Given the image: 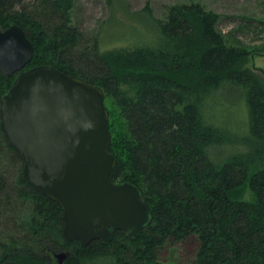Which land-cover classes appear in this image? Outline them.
<instances>
[{
  "label": "trees",
  "instance_id": "obj_1",
  "mask_svg": "<svg viewBox=\"0 0 264 264\" xmlns=\"http://www.w3.org/2000/svg\"><path fill=\"white\" fill-rule=\"evenodd\" d=\"M74 3L1 0L0 30L16 23L32 41L24 69L53 65L101 89L116 159L110 178L140 189L151 220L136 235L67 241L62 208L27 182L0 126V264H51L63 250L65 264H158L165 244L189 236L199 241L193 264H264V83L239 69L246 49L226 42L216 14L189 3L170 6L163 21L132 13L152 21L150 42L101 52L96 36L71 23ZM17 75L0 72V96ZM224 86L246 101L245 150H223L214 105Z\"/></svg>",
  "mask_w": 264,
  "mask_h": 264
},
{
  "label": "water",
  "instance_id": "obj_2",
  "mask_svg": "<svg viewBox=\"0 0 264 264\" xmlns=\"http://www.w3.org/2000/svg\"><path fill=\"white\" fill-rule=\"evenodd\" d=\"M33 51L20 25L0 30V72L18 74L0 96V126L21 156L24 178L62 208L67 241L85 247L113 231L136 235L151 215L136 185L110 178L116 159L103 92L53 65L24 69ZM68 255L55 253L56 264Z\"/></svg>",
  "mask_w": 264,
  "mask_h": 264
},
{
  "label": "rangeland",
  "instance_id": "obj_3",
  "mask_svg": "<svg viewBox=\"0 0 264 264\" xmlns=\"http://www.w3.org/2000/svg\"><path fill=\"white\" fill-rule=\"evenodd\" d=\"M189 3H200L206 11L217 15V29L224 34L226 42L248 52L239 69L251 71L264 83V0H75L70 19L87 40L96 36L101 52L125 50L129 53L150 42L152 36V21L132 13L146 12L163 21L170 6ZM216 100L215 123L225 128L228 141L223 150L247 149L243 137L247 132L248 110L241 90L224 86ZM244 195H250L247 188ZM198 247L195 236L167 243L158 251L156 261L193 264ZM51 264H56L54 256Z\"/></svg>",
  "mask_w": 264,
  "mask_h": 264
}]
</instances>
